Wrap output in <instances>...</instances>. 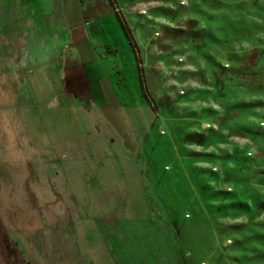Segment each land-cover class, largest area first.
<instances>
[{"label":"rangeland","instance_id":"obj_1","mask_svg":"<svg viewBox=\"0 0 264 264\" xmlns=\"http://www.w3.org/2000/svg\"><path fill=\"white\" fill-rule=\"evenodd\" d=\"M0 264H264V0H0Z\"/></svg>","mask_w":264,"mask_h":264},{"label":"trees","instance_id":"obj_2","mask_svg":"<svg viewBox=\"0 0 264 264\" xmlns=\"http://www.w3.org/2000/svg\"><path fill=\"white\" fill-rule=\"evenodd\" d=\"M75 31H76V29H75ZM81 35V38L79 37V39L81 40V39H83V34H82V32L81 33H79V36ZM76 69H71V70H69V73H71V74H74L73 73V71H75ZM72 71V72H71ZM82 71V70H81ZM184 108H188V107H184ZM181 136H182V138H183V142H184V147L188 150V146L191 144V143H189V141H188V139H187V137H189V135H187V134H185V132L184 131H181ZM210 139L208 138V139H205L204 141H202L203 143L201 144L203 147L204 146H206V147H210V144L212 143L211 141H209ZM194 143L195 144H197V143H199V142H197V141H194ZM192 145V144H191ZM195 146H200V145H195ZM201 146V147H202ZM216 149H217V151H219V152H229L228 151V149H223V148H220V145L219 144H216ZM206 150V149H205ZM188 152H190L189 150H188ZM230 152H238V151H236L235 149H233V148H231V151ZM172 223H173V225L175 226V228H177V224H176V222H175V219H173V221H172Z\"/></svg>","mask_w":264,"mask_h":264},{"label":"crops","instance_id":"obj_3","mask_svg":"<svg viewBox=\"0 0 264 264\" xmlns=\"http://www.w3.org/2000/svg\"><path fill=\"white\" fill-rule=\"evenodd\" d=\"M221 146L223 145V144H220ZM190 147V146H189ZM205 152H210V151H207V150H205Z\"/></svg>","mask_w":264,"mask_h":264}]
</instances>
